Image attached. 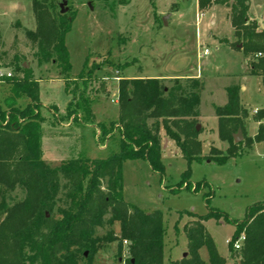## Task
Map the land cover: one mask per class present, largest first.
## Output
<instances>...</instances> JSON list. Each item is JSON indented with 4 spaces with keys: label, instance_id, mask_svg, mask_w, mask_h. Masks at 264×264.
Here are the masks:
<instances>
[{
    "label": "trees",
    "instance_id": "trees-1",
    "mask_svg": "<svg viewBox=\"0 0 264 264\" xmlns=\"http://www.w3.org/2000/svg\"><path fill=\"white\" fill-rule=\"evenodd\" d=\"M67 1L90 5L107 2ZM111 1L127 4L131 0ZM59 2L62 0H31L35 29L24 32L30 43L26 46L28 53L20 49H13L12 54L0 50V70H9V77L5 74L0 78L7 87L0 102V186L9 191L20 187L26 192L23 200L11 206L0 204V264H92L95 256L111 244H115L118 264H163L162 215L158 211L144 212L124 201L122 163L143 160L152 171L162 174L161 130L174 142L187 164L178 188L190 187L192 162L225 163L239 150V144L233 143L234 132H242L250 118V111L241 104L239 81L232 80L224 88L223 105H211L218 139L229 144L225 151L211 145L205 153L198 139L201 130L197 131L196 126L204 91L200 78L122 79L117 75L118 117L108 124H96L92 112L94 99L86 94V82L79 83L83 74L78 81L70 78L71 65L64 41L75 11L61 14ZM214 3L229 8L228 21L233 37L237 38L234 45H241L244 55L256 56L249 69L251 75L260 78L264 92V29L249 18V0ZM31 62L37 67L48 63L55 66L70 98L66 117L79 119L82 126H90L94 131L97 128L98 140L117 133L118 153L107 159L76 157L53 167L43 160L39 81L31 67H23V63ZM261 119L264 110L257 111L255 116L257 122ZM246 141L250 145L264 141V124ZM197 189L195 186L194 192ZM208 217L218 219L220 213L211 211L183 226L187 256L169 264H206L200 255L202 249L206 250L207 264H226L204 227L203 221ZM115 224L119 226L118 235L113 229ZM234 226L228 243L230 258H235V264H264V200L249 207L244 219ZM241 235L240 248L234 250L233 243Z\"/></svg>",
    "mask_w": 264,
    "mask_h": 264
},
{
    "label": "rangeland",
    "instance_id": "rangeland-1",
    "mask_svg": "<svg viewBox=\"0 0 264 264\" xmlns=\"http://www.w3.org/2000/svg\"><path fill=\"white\" fill-rule=\"evenodd\" d=\"M249 4V18L263 30L264 0H249ZM91 7L75 1H67L63 6L66 12L75 11L64 44L71 65L70 78L77 80L83 74L79 83L86 82V94L94 99L92 112L96 124H108L118 117V105L112 102L117 97V75L122 79L189 75L204 81L197 124L202 150L207 153L213 145L225 151L229 144L218 139L217 120L211 105H223L224 88L232 80L239 81L241 104L250 111V118L241 132L237 154L225 163L192 162L190 187L178 188L187 164L174 142L161 130L162 174L152 171L143 160H126L121 166L124 201L144 212L158 211L162 215L163 264L184 258V253L187 256L183 226L211 211L220 213V217L206 218L204 227L218 255L226 264H235L228 245L235 231L234 223L244 219L249 207L264 200V141L252 145L246 141L264 124V119L255 120L257 111L264 110L260 78L251 75L249 69L256 56L244 55L241 45H234L237 38L233 37L228 21L229 8L215 4L214 0H154L152 3L131 0L127 4L107 0ZM164 17L166 25L162 21ZM34 29L31 0H0V50L8 54L13 49L28 53L26 46L30 43L24 32ZM24 64L32 68L34 78L39 81L41 148L46 163L53 167L76 157L107 159L118 153L117 133L98 140L97 128L94 131L82 126L79 117L78 120L66 117L69 96L54 65ZM7 71L0 70V78ZM4 88L7 89L0 82L1 103ZM70 88L73 90V85ZM195 186H198L196 192ZM25 196V190L20 187L9 191L0 186V204L11 206ZM2 217L0 211V220ZM113 229L118 235V224ZM200 255L207 264L206 250L202 249ZM92 264H118L115 244L100 251Z\"/></svg>",
    "mask_w": 264,
    "mask_h": 264
},
{
    "label": "water",
    "instance_id": "water-1",
    "mask_svg": "<svg viewBox=\"0 0 264 264\" xmlns=\"http://www.w3.org/2000/svg\"><path fill=\"white\" fill-rule=\"evenodd\" d=\"M65 4H66V0H62V2L59 4V8H60V13H61V14H64V13H66V11H67L66 9L63 8V6H64ZM87 6H89L90 9L92 8L91 5H90L89 3L87 4ZM165 19H166L165 17L162 19L164 25H166V20H165ZM23 67L27 68V64H24ZM199 128H200V126L197 125V126H196V130L198 131ZM232 138H233V142H234V144H238V143L242 140V133H241V130H238L235 134H233ZM185 255H186V254L184 253V254H183V257H185Z\"/></svg>",
    "mask_w": 264,
    "mask_h": 264
},
{
    "label": "built area",
    "instance_id": "built-area-1",
    "mask_svg": "<svg viewBox=\"0 0 264 264\" xmlns=\"http://www.w3.org/2000/svg\"><path fill=\"white\" fill-rule=\"evenodd\" d=\"M204 53L207 54L208 51L204 50ZM2 76V75H1ZM7 77H9V74H6ZM112 102L117 103V97L112 100ZM243 240V236L241 235L234 243H233V247L235 250H238L240 248V243Z\"/></svg>",
    "mask_w": 264,
    "mask_h": 264
},
{
    "label": "crops",
    "instance_id": "crops-1",
    "mask_svg": "<svg viewBox=\"0 0 264 264\" xmlns=\"http://www.w3.org/2000/svg\"><path fill=\"white\" fill-rule=\"evenodd\" d=\"M185 77H192V76H185ZM185 77H171V76H164V77H158L157 79H171V78H185ZM195 78H197V77H195ZM130 79H132V78H130ZM144 79H149V78H144ZM117 81L119 80V78H117L116 79ZM244 89H245V87H244ZM69 100H70V98H69ZM69 102V101H68ZM200 106H201V104H200ZM66 109V108H65ZM86 127H89V128H92V127H90V126H86Z\"/></svg>",
    "mask_w": 264,
    "mask_h": 264
}]
</instances>
